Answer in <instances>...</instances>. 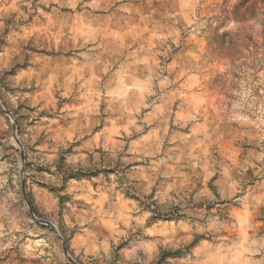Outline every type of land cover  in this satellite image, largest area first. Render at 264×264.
<instances>
[{"label":"rangeland","instance_id":"obj_1","mask_svg":"<svg viewBox=\"0 0 264 264\" xmlns=\"http://www.w3.org/2000/svg\"><path fill=\"white\" fill-rule=\"evenodd\" d=\"M0 264H264V0H0Z\"/></svg>","mask_w":264,"mask_h":264}]
</instances>
